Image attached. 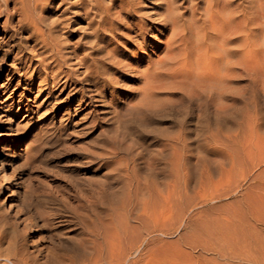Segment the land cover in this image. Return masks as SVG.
Here are the masks:
<instances>
[{"label":"rangeland","instance_id":"obj_1","mask_svg":"<svg viewBox=\"0 0 264 264\" xmlns=\"http://www.w3.org/2000/svg\"><path fill=\"white\" fill-rule=\"evenodd\" d=\"M161 28L147 40L153 60L166 51ZM20 34L0 43L1 63L18 62L10 50ZM141 51L137 70L122 68L115 96L109 89L83 111L64 97L46 101L30 73L19 86L18 76L9 86L0 75V264H264V65L231 66L221 84L229 116L191 95L195 88L173 85L155 87L150 112L131 115L145 87ZM92 84L81 83L85 94Z\"/></svg>","mask_w":264,"mask_h":264},{"label":"bare ground","instance_id":"obj_2","mask_svg":"<svg viewBox=\"0 0 264 264\" xmlns=\"http://www.w3.org/2000/svg\"><path fill=\"white\" fill-rule=\"evenodd\" d=\"M140 3L147 4L143 6ZM64 4L67 7L61 14L59 13V17H55L54 15L61 10ZM72 8L78 9L74 13V17L71 15L72 18L66 17ZM147 8H151V10H147ZM46 12H51V16L47 17ZM2 16L5 17V21L0 26L5 28H3L5 34L0 37V43L14 42L21 30L27 31V35L24 36V39H19L18 51H15V48L10 50L12 54H15V60L18 62L15 65H8L5 57L3 62H0V65H4L0 68V75L6 78L9 86L18 76L17 85L19 86L23 83L22 76L25 75V72L26 74L30 73L29 77H32L34 85L36 80L39 81V94L41 91L47 90L46 101L58 102L60 99L64 100L62 97L68 99L72 104L76 101L74 112L88 109L95 102L99 104V101L103 99L100 96L105 97L109 89H114L111 95L114 97L117 90L116 85L122 79V68L128 69L129 66L135 65L132 69L137 70L141 59H143L141 50L146 51L148 59L144 71L145 87H142L144 89H142L140 97L136 96L135 103L130 109L131 115H137L152 106V102L150 103L147 96L151 99L155 87L173 85V87L182 88L184 92L189 88L191 90L195 88L191 95L202 101L204 99L203 103L208 106L207 108L214 106L217 112H224L229 116L232 106L224 103L222 99L229 100L231 96L226 93L228 89H225L221 84L230 75L231 66L264 65V0H0V17ZM83 22H86L84 26L75 27ZM156 25L162 27L161 34L168 36L164 40L166 49L164 56L153 60L151 54L153 50L151 51L150 46H147V40ZM64 33H66L65 37H63ZM29 41L36 43L33 50L38 55L37 61H34L33 56H27L23 51ZM11 46L15 47L16 41ZM31 52L32 47L30 54ZM133 60L136 62L133 63ZM71 63L74 65H69ZM7 68L8 72L5 73ZM84 81L93 83L92 85L95 86L90 89L89 95L85 94L87 92L81 86ZM202 82L208 84L209 87L206 85L203 88ZM9 86H4V91H8ZM55 93H57L56 96L49 100ZM18 99L20 100V98ZM118 110L120 111V108ZM83 116L85 117V115ZM125 123L127 122L125 121ZM98 143L100 144V142ZM108 154L110 155V153ZM114 164L116 165V163ZM109 176L113 177L106 175V177ZM102 179L110 181V179H105V175ZM236 221L235 223H237ZM250 228L252 227L248 229ZM199 230L201 231V229H198V233ZM227 247L230 246L227 245ZM218 260L223 261L219 258Z\"/></svg>","mask_w":264,"mask_h":264}]
</instances>
